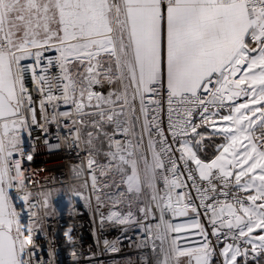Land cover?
Segmentation results:
<instances>
[{"label":"snow or ice","instance_id":"obj_1","mask_svg":"<svg viewBox=\"0 0 264 264\" xmlns=\"http://www.w3.org/2000/svg\"><path fill=\"white\" fill-rule=\"evenodd\" d=\"M50 123L143 264H264V0H0V264H33Z\"/></svg>","mask_w":264,"mask_h":264},{"label":"built area","instance_id":"obj_2","mask_svg":"<svg viewBox=\"0 0 264 264\" xmlns=\"http://www.w3.org/2000/svg\"><path fill=\"white\" fill-rule=\"evenodd\" d=\"M45 127L47 131L33 126L31 137L26 133L24 148L32 160H27L26 155L22 161L33 193H53L46 214L39 209L33 264H143L146 250L137 247L143 235L141 230L131 224L118 225L107 220L101 223V215L106 217L109 208L98 210L95 197L88 199L90 191L82 186L84 177L78 179L72 172L84 153L70 147L62 125L58 128L50 123ZM75 191L83 192L85 198L73 195ZM15 203L19 210L22 201L17 199ZM177 222H183V218ZM196 239L192 237L190 242ZM113 247L118 251H112Z\"/></svg>","mask_w":264,"mask_h":264},{"label":"crops","instance_id":"obj_3","mask_svg":"<svg viewBox=\"0 0 264 264\" xmlns=\"http://www.w3.org/2000/svg\"><path fill=\"white\" fill-rule=\"evenodd\" d=\"M26 139V133L24 134V141ZM206 146H208V148L213 151H211V154L214 152L215 153V149H216V145L219 143H222V141L218 138H214L213 140L210 141H206Z\"/></svg>","mask_w":264,"mask_h":264},{"label":"rangeland","instance_id":"obj_4","mask_svg":"<svg viewBox=\"0 0 264 264\" xmlns=\"http://www.w3.org/2000/svg\"><path fill=\"white\" fill-rule=\"evenodd\" d=\"M211 151H213L212 149L210 150L208 148V146H206L205 150L203 153H201L202 158H210L211 156H213L214 152L211 154Z\"/></svg>","mask_w":264,"mask_h":264},{"label":"trees","instance_id":"obj_5","mask_svg":"<svg viewBox=\"0 0 264 264\" xmlns=\"http://www.w3.org/2000/svg\"><path fill=\"white\" fill-rule=\"evenodd\" d=\"M211 157H212V156H211ZM211 157H210V158H211ZM107 203H108V202H106V204H107ZM106 207L109 208L108 206H106ZM121 208H123L124 210H127L126 207H125L124 205H121Z\"/></svg>","mask_w":264,"mask_h":264}]
</instances>
